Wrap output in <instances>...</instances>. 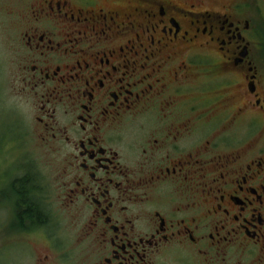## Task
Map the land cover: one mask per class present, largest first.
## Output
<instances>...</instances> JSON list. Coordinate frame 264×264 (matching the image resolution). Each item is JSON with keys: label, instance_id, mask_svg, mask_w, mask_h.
I'll return each instance as SVG.
<instances>
[{"label": "flooded vegetation", "instance_id": "obj_1", "mask_svg": "<svg viewBox=\"0 0 264 264\" xmlns=\"http://www.w3.org/2000/svg\"><path fill=\"white\" fill-rule=\"evenodd\" d=\"M8 1L58 171H0V264H264L259 0Z\"/></svg>", "mask_w": 264, "mask_h": 264}, {"label": "rangeland", "instance_id": "obj_2", "mask_svg": "<svg viewBox=\"0 0 264 264\" xmlns=\"http://www.w3.org/2000/svg\"><path fill=\"white\" fill-rule=\"evenodd\" d=\"M8 2L0 0V171L11 167L10 162L16 163L21 168L20 176L27 172L37 183H49L52 194H55L54 177L58 171L56 158L35 141L31 134L33 123L20 103L14 86L11 42L7 35L12 20L8 19L5 11ZM259 6L264 10V0H259ZM257 30L258 47L264 50V25L257 26ZM1 182L2 176L0 186ZM21 254L20 249L10 251V263L21 264Z\"/></svg>", "mask_w": 264, "mask_h": 264}]
</instances>
